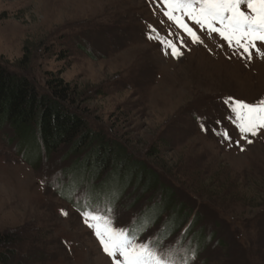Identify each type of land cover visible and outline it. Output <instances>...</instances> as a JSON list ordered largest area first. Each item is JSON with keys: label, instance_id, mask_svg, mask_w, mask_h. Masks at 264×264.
<instances>
[{"label": "rangeland", "instance_id": "374dc122", "mask_svg": "<svg viewBox=\"0 0 264 264\" xmlns=\"http://www.w3.org/2000/svg\"><path fill=\"white\" fill-rule=\"evenodd\" d=\"M187 22L202 43L169 21L158 0H0V62L27 75L40 93H50L52 79L63 80L74 94L69 108L123 143L193 215L200 213L206 248H198L195 232L183 233L184 223L165 246L179 241L183 255L193 241L190 264H264V130L243 138L224 103L264 98V58L255 50L251 59L242 57L218 34ZM158 37L182 55L172 56ZM257 47L264 52V43ZM15 134L0 126V233L15 236L3 264H113L84 223L82 213L91 208L76 206L85 188L72 202L62 194L72 187L66 149L45 158ZM135 188L123 196L110 191L116 227L162 202L151 192L135 201ZM89 203L103 208L105 197ZM167 217L153 226L152 220L138 239L155 235Z\"/></svg>", "mask_w": 264, "mask_h": 264}, {"label": "trees", "instance_id": "16d2710c", "mask_svg": "<svg viewBox=\"0 0 264 264\" xmlns=\"http://www.w3.org/2000/svg\"><path fill=\"white\" fill-rule=\"evenodd\" d=\"M50 85V93H40L27 75L0 62V126H11L22 143H35L37 151L44 150L45 158L66 149V159H72L67 169L72 187L67 188L70 195L63 193L64 197H70L68 201L72 202L82 188L85 193H94L93 198L100 199L105 193L111 194L110 191L123 196L134 185L136 188L130 197L135 201L140 202V198L150 192L159 194L162 200L150 203L140 214L143 216L146 210L154 209V214L149 212L153 215L152 226L168 215L164 223L170 233L184 223L185 234L195 232L198 248H206L208 239L205 229L201 228L203 217L200 213L193 215V209L178 196L175 188L161 180L147 163L135 158L123 143L91 128L84 113L69 108L67 102L74 94L68 84L52 79ZM84 198L85 194L80 202H84ZM14 242V235L0 233V264L8 262Z\"/></svg>", "mask_w": 264, "mask_h": 264}, {"label": "snow or ice", "instance_id": "6c2138e0", "mask_svg": "<svg viewBox=\"0 0 264 264\" xmlns=\"http://www.w3.org/2000/svg\"><path fill=\"white\" fill-rule=\"evenodd\" d=\"M158 3L162 5L163 15L182 29L194 43L202 41L187 21L209 34H218L242 57L251 59L252 50H255L264 58V52L257 47V42L264 43V0H158ZM147 27L151 32L156 31L151 25ZM148 38L154 37L149 35ZM179 39L183 44V38ZM158 40L162 46L171 50L172 56L182 55L173 41L166 37H158ZM224 103L230 108L229 119L237 126L243 138L247 139L248 134L256 135L264 130V98L248 103L227 97ZM201 127L203 129V124ZM220 134L223 139H231L227 130ZM251 142L248 140V143ZM94 195L91 192L85 193V203L77 202L76 206L91 208L82 213L84 223L93 230L113 264H190L195 259V252L189 255V249H185L183 255L180 254L179 241L165 246L164 240L170 234L167 225H162L155 235L143 241L138 239L150 226L153 215H149V212L154 214V209L146 210L143 216L134 217L128 225L116 227V217L111 206L115 196L105 193V205L101 208L98 204L93 206L89 203ZM95 198L99 199L98 196ZM62 214L67 215L63 210Z\"/></svg>", "mask_w": 264, "mask_h": 264}]
</instances>
